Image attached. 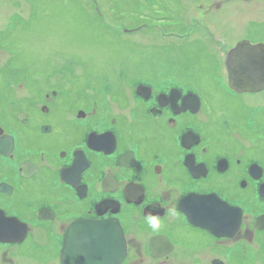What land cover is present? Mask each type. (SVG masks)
Here are the masks:
<instances>
[{"label":"flooded vegetation","instance_id":"flooded-vegetation-1","mask_svg":"<svg viewBox=\"0 0 264 264\" xmlns=\"http://www.w3.org/2000/svg\"><path fill=\"white\" fill-rule=\"evenodd\" d=\"M206 39L121 101L75 75L0 83V264H62L87 221L119 224L120 264H264V89L236 91L226 67L258 41L219 59Z\"/></svg>","mask_w":264,"mask_h":264},{"label":"rangeland","instance_id":"rangeland-1","mask_svg":"<svg viewBox=\"0 0 264 264\" xmlns=\"http://www.w3.org/2000/svg\"><path fill=\"white\" fill-rule=\"evenodd\" d=\"M36 2L30 6L26 0H0L2 84L15 82L20 69L33 78L50 73L44 79L56 83L62 77L67 83L75 75L72 85L103 84L108 95L118 91L121 101L127 99L131 84L150 70H180L185 59L180 57L193 53L196 39L191 37H212L219 59L239 38L264 41V0ZM40 7H47L49 14L40 15ZM28 12L30 18L33 13L37 17L22 23ZM9 23L12 28L5 35ZM205 61L204 56H194L196 67H204Z\"/></svg>","mask_w":264,"mask_h":264},{"label":"water","instance_id":"water-1","mask_svg":"<svg viewBox=\"0 0 264 264\" xmlns=\"http://www.w3.org/2000/svg\"><path fill=\"white\" fill-rule=\"evenodd\" d=\"M228 83L236 91L264 89V43L238 41L226 58ZM194 221L191 208L185 209ZM126 252L121 227L116 222H82L66 234L61 250L62 264H120Z\"/></svg>","mask_w":264,"mask_h":264},{"label":"bare ground","instance_id":"bare-ground-1","mask_svg":"<svg viewBox=\"0 0 264 264\" xmlns=\"http://www.w3.org/2000/svg\"><path fill=\"white\" fill-rule=\"evenodd\" d=\"M231 48H232V47H231ZM231 48H230V49H231ZM227 55H228V52H227ZM226 58H227V56H226Z\"/></svg>","mask_w":264,"mask_h":264}]
</instances>
